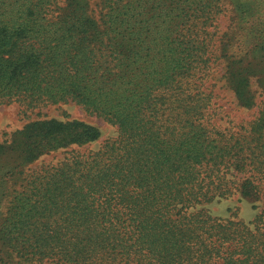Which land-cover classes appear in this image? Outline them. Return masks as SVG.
<instances>
[{
    "label": "trees",
    "instance_id": "1",
    "mask_svg": "<svg viewBox=\"0 0 264 264\" xmlns=\"http://www.w3.org/2000/svg\"><path fill=\"white\" fill-rule=\"evenodd\" d=\"M8 105L0 264H264V0H0Z\"/></svg>",
    "mask_w": 264,
    "mask_h": 264
},
{
    "label": "rangeland",
    "instance_id": "2",
    "mask_svg": "<svg viewBox=\"0 0 264 264\" xmlns=\"http://www.w3.org/2000/svg\"><path fill=\"white\" fill-rule=\"evenodd\" d=\"M230 13V12H229ZM227 13V14H229ZM228 16V15H227ZM221 27V25H220ZM64 108L67 110V112L70 114L71 117H77L79 119H83L85 122L89 124H93L99 127L101 130V136L98 140L100 142L105 137H107L110 134H113V128H111L109 125L105 124L104 121L98 117L94 116H86L77 106L74 105H65ZM3 109V108H2ZM0 109V128L13 131L15 128L20 127L23 124V120L18 119V115H16V109L14 105H8L4 107V111H1ZM44 113H47V116H56L57 118L62 119L63 115L60 114V110H56L54 106L46 107L42 110ZM98 142H95L93 144H97ZM62 153L56 152L54 155L45 156L43 158L44 161H48L50 159L56 160L60 159ZM49 264V263H44Z\"/></svg>",
    "mask_w": 264,
    "mask_h": 264
}]
</instances>
